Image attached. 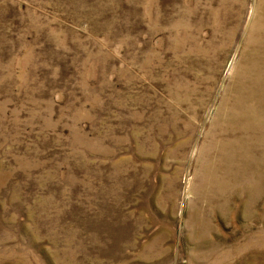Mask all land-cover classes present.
Segmentation results:
<instances>
[{"label":"rangeland","instance_id":"obj_1","mask_svg":"<svg viewBox=\"0 0 264 264\" xmlns=\"http://www.w3.org/2000/svg\"><path fill=\"white\" fill-rule=\"evenodd\" d=\"M0 264H264V0H0Z\"/></svg>","mask_w":264,"mask_h":264}]
</instances>
